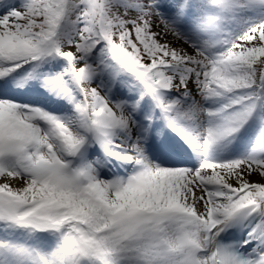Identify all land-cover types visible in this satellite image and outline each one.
I'll list each match as a JSON object with an SVG mask.
<instances>
[{"label":"snow or ice","instance_id":"obj_1","mask_svg":"<svg viewBox=\"0 0 264 264\" xmlns=\"http://www.w3.org/2000/svg\"><path fill=\"white\" fill-rule=\"evenodd\" d=\"M0 264H264V0H0Z\"/></svg>","mask_w":264,"mask_h":264}]
</instances>
